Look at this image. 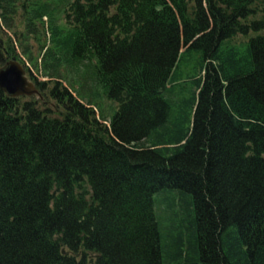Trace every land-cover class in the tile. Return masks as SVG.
I'll return each instance as SVG.
<instances>
[{
    "label": "trees",
    "instance_id": "obj_1",
    "mask_svg": "<svg viewBox=\"0 0 264 264\" xmlns=\"http://www.w3.org/2000/svg\"><path fill=\"white\" fill-rule=\"evenodd\" d=\"M19 7L0 264H264V0H0V67Z\"/></svg>",
    "mask_w": 264,
    "mask_h": 264
},
{
    "label": "rangeland",
    "instance_id": "obj_2",
    "mask_svg": "<svg viewBox=\"0 0 264 264\" xmlns=\"http://www.w3.org/2000/svg\"><path fill=\"white\" fill-rule=\"evenodd\" d=\"M27 17L28 14L26 13L25 8L23 7H19L17 13L13 16L12 20H11V25H12V29H5L4 30V34H3V38L6 39L11 37L13 44L16 45L17 47V53L19 54L20 58L23 60L24 64L22 62H20L26 69V66H28V70L27 71V75L30 78V73L35 74L38 78L39 81H47L48 78L45 77L44 75H42L41 73H38L34 66L32 65L31 61L28 59L27 56L23 55V50L27 47H30V50H32V54L34 55L33 57H39V53H40V44L44 43V40L46 38H48L47 33L43 32V28L41 26V23L39 25H37V31H39V33L37 34L35 33H29L27 34V29H26V25H27ZM63 21H64V16L63 14L60 17ZM26 35V37H25ZM38 37H40V40H38ZM195 56L193 54L190 55L189 57V62H188V68L185 69V71H193L195 66H196V61H195ZM64 71V68L62 69ZM64 73H66V71H64ZM187 74V73H185ZM31 79V78H30ZM32 80V79H31ZM34 81V80H33ZM68 85V84H67ZM35 98H37L38 96H34ZM31 98V97H30ZM81 101H84V99H80ZM50 103H48V106H54V102L53 101H49ZM110 103L107 102V106ZM168 215L166 214L164 216L165 219H167ZM169 227L166 225H162L161 226V231L165 234L167 231H169ZM186 231V229H185Z\"/></svg>",
    "mask_w": 264,
    "mask_h": 264
},
{
    "label": "water",
    "instance_id": "obj_3",
    "mask_svg": "<svg viewBox=\"0 0 264 264\" xmlns=\"http://www.w3.org/2000/svg\"><path fill=\"white\" fill-rule=\"evenodd\" d=\"M0 89L11 96L37 95L43 98L37 84L29 79L25 67L16 59L0 67Z\"/></svg>",
    "mask_w": 264,
    "mask_h": 264
}]
</instances>
